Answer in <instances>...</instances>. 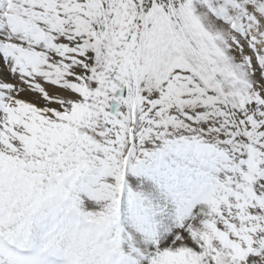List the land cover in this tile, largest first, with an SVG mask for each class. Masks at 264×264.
<instances>
[{
	"label": "snow or ice",
	"instance_id": "obj_1",
	"mask_svg": "<svg viewBox=\"0 0 264 264\" xmlns=\"http://www.w3.org/2000/svg\"><path fill=\"white\" fill-rule=\"evenodd\" d=\"M0 264H264V0H0Z\"/></svg>",
	"mask_w": 264,
	"mask_h": 264
}]
</instances>
